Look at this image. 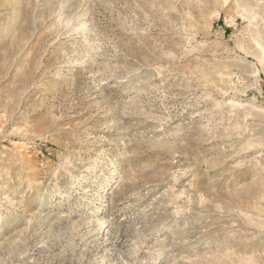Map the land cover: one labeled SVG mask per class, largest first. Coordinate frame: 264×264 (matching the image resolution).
<instances>
[{
	"label": "rangeland",
	"instance_id": "374dc122",
	"mask_svg": "<svg viewBox=\"0 0 264 264\" xmlns=\"http://www.w3.org/2000/svg\"><path fill=\"white\" fill-rule=\"evenodd\" d=\"M0 264H264V0H0Z\"/></svg>",
	"mask_w": 264,
	"mask_h": 264
}]
</instances>
